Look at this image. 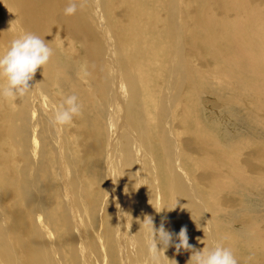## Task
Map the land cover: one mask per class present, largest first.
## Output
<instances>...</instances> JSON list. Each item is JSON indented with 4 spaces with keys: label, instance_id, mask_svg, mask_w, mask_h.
Wrapping results in <instances>:
<instances>
[{
    "label": "bare ground",
    "instance_id": "6f19581e",
    "mask_svg": "<svg viewBox=\"0 0 264 264\" xmlns=\"http://www.w3.org/2000/svg\"><path fill=\"white\" fill-rule=\"evenodd\" d=\"M67 2L0 0V54L23 32L53 50L0 96V264H151L146 217L160 264H188L181 228L264 264V0Z\"/></svg>",
    "mask_w": 264,
    "mask_h": 264
},
{
    "label": "clouds",
    "instance_id": "9594fccd",
    "mask_svg": "<svg viewBox=\"0 0 264 264\" xmlns=\"http://www.w3.org/2000/svg\"><path fill=\"white\" fill-rule=\"evenodd\" d=\"M77 11L75 0H68L64 8V14L71 16ZM53 55L49 43L38 35L30 32H23L16 36L8 46L7 50L0 54V78L6 84L0 88V96L5 98L23 97L35 87H30L29 82L33 79L38 69H43L49 64ZM82 105L77 95L72 94L63 98L62 103L56 109L51 117V122L57 128L70 125L74 117L81 113ZM148 225L150 239L148 242L151 264H160L159 253L163 251L158 249V244L167 248L173 242L172 234L166 231L161 224L157 230L153 226L152 219L146 217L143 221ZM177 251L180 249L192 251L188 264H238V260L230 247L222 242L216 241L210 247H204L202 250H193L188 242L186 229L181 228L176 236Z\"/></svg>",
    "mask_w": 264,
    "mask_h": 264
},
{
    "label": "rangeland",
    "instance_id": "374dc122",
    "mask_svg": "<svg viewBox=\"0 0 264 264\" xmlns=\"http://www.w3.org/2000/svg\"><path fill=\"white\" fill-rule=\"evenodd\" d=\"M206 91H209V88L206 89ZM202 100H205V99H209V100H213V97L212 96H207L206 94L202 95ZM234 104H239V102H236ZM237 111L235 112V115H237ZM253 134V133H251ZM261 139L264 140V136H261ZM261 193H264V185L261 187ZM262 209V208H261ZM264 213V212H263Z\"/></svg>",
    "mask_w": 264,
    "mask_h": 264
}]
</instances>
